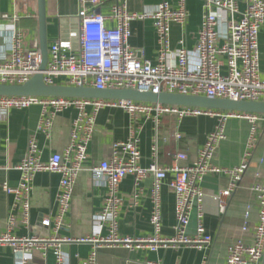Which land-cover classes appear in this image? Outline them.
Returning a JSON list of instances; mask_svg holds the SVG:
<instances>
[{
	"label": "built area",
	"instance_id": "obj_1",
	"mask_svg": "<svg viewBox=\"0 0 264 264\" xmlns=\"http://www.w3.org/2000/svg\"><path fill=\"white\" fill-rule=\"evenodd\" d=\"M16 1V0H13ZM81 7L78 19V45L54 42L47 49L46 68L42 72L46 85L85 87L96 90H134L140 93H170L193 95L234 101L264 102V81L260 78L258 36L264 25V0H203L205 13L197 32L195 45L196 59L190 63L184 46L176 54V62L169 64V34L172 25L185 26L188 11L185 1L179 0L176 8L167 2L157 6L152 13H128L124 5L116 3L110 8L113 26H107L105 17L96 12L102 2L88 0ZM240 5L243 8H240ZM225 15L217 19L210 9ZM8 19L7 15L2 17ZM150 19L157 36L156 62L140 60L130 47V23L133 20ZM17 18L9 19L10 51L0 57V85H22L37 71L40 63L38 49L24 45V34L15 26ZM220 29H225L223 32ZM37 105L41 108L37 129L47 138L56 115L73 111L70 121L69 141L61 153H53L46 161L41 160V150L34 139L28 140L27 151L16 166L19 173L18 184L3 185L6 195L13 197V205L6 220V231L0 234V245L7 244L12 250L14 264H32L30 255L40 252L43 256L52 251L54 264H64L60 250L62 243H85L91 246L88 256L81 264H97L100 247L121 245L127 249H147L190 246L203 250L212 244V237L202 224L201 183L207 175H226L228 186L218 194L217 202L223 212L231 193L244 176L254 149L264 143L261 123L264 115L216 111L193 107H179L133 101H107L84 98L0 96V111L24 110ZM105 107L123 110L132 123L138 118L151 120L155 131L162 115L171 114L177 119L186 117L215 116L218 125L209 133L198 149L195 160L187 165L183 152L173 155L171 165L161 167L158 163V144L155 139L151 146L150 163L142 167L139 138L136 127L130 129L124 141H112L109 156L89 172L106 180V196L100 212L93 222L100 232L83 238L72 239L58 236L64 227L65 218L72 207L73 191L78 175L88 159V147L96 132V116ZM228 119L244 120L248 123V134L240 162L232 168H224L213 163L218 144L225 139L224 125ZM176 141L182 139L180 132L174 133ZM56 173L60 176L56 195V209L52 217L41 221L43 227L51 229L55 237H17L12 234L16 219L27 226L30 218V199L35 174ZM167 174L172 176L168 187L175 197L174 236H161L160 191ZM134 180V196L144 179L152 176L150 188L151 210L149 223L152 235L145 238L121 237L117 231V217L121 199L119 186L124 178ZM250 191L257 202V221L249 224V206L243 215L241 231L251 233V244L238 240L226 248L225 264H261L264 257V182H254ZM196 213V228L193 234L186 232L192 210ZM107 229L102 236L101 230Z\"/></svg>",
	"mask_w": 264,
	"mask_h": 264
},
{
	"label": "crops",
	"instance_id": "obj_2",
	"mask_svg": "<svg viewBox=\"0 0 264 264\" xmlns=\"http://www.w3.org/2000/svg\"><path fill=\"white\" fill-rule=\"evenodd\" d=\"M85 4L88 0H84ZM102 4L95 10L103 17L107 26H113L110 8L116 3L124 5L128 13H152L159 4L167 2L176 8L179 0H100ZM188 11L185 26L172 25L169 34L170 53L167 62L174 64L176 54L184 46L190 63L196 59L195 45L197 32L205 13L203 0H184ZM81 0H45L46 5V38L47 49L54 42L69 44L72 48L78 45V13ZM242 9L243 6L240 5ZM217 19H225L223 13L210 9ZM7 15L8 19L2 17ZM16 17L14 23L24 34V45L30 49H39L37 3L36 0H0V57L10 51L9 30L12 25L9 19ZM131 35L128 40L130 47L137 53L140 60L156 62L157 36L153 22L150 19L133 20L130 23ZM225 29H220L223 32ZM260 78L264 81V25L258 36ZM41 108L37 105L24 110L0 111V234L6 231V220L13 205V197L6 195L3 185L15 187L18 184L19 173L16 166L27 151L28 140L34 137L40 150L41 160L46 161L53 153H61L69 141L70 121L73 111L56 115L53 120L50 136L47 138L37 129ZM218 118L215 116L186 117L177 119L166 114L160 118L155 131L151 120L138 118L132 123L130 117L116 107H105L96 116V132L88 147V159L76 180L72 207L65 218L64 227L58 232L62 238L78 239L95 235L100 232L93 222L100 212L106 196V180L95 177L89 169L98 165L109 156L112 141H124L128 138L130 129L136 127L139 138L140 165L147 167L150 163L151 146L155 139L158 144V163L161 167L171 165L173 155L183 152L187 160L182 165L192 163L207 135L215 130ZM248 123L239 119H228L224 125L225 139L222 140L213 156V163L224 168H232L239 164L246 138ZM182 134V139L176 141L175 132ZM264 136V123H261ZM172 176L167 174L160 191L161 205V236H174V206L175 197L168 187ZM60 176L56 173L40 172L35 174L32 183L30 199V218L27 226L22 225L19 216L16 219L12 234L17 237L38 236L51 238L55 233L43 227L41 221L54 215L56 195ZM152 176L142 181L134 196V180L127 176L119 186L121 199L120 211L117 217V231L121 237L145 238L153 233L149 223L151 210L150 188ZM226 175H207L202 183V224L207 234L212 237V244L196 250L190 246L159 248L156 251L147 249H127L121 245L103 246L97 252V264H225V253L228 245L241 240L251 244V233H243V215L249 206L250 226L257 221V202L250 191L254 182H264V143L260 142L253 151L248 168L230 198L223 212H220L217 202L218 194L228 186ZM197 220L193 209L189 216L186 232L194 233ZM107 234V229L101 230V235ZM91 246L85 243H62L60 250L64 264H81ZM32 264H54V255L48 251L46 255L33 252L30 255ZM0 264H14L13 253L9 245H0ZM261 264H264V257Z\"/></svg>",
	"mask_w": 264,
	"mask_h": 264
},
{
	"label": "water",
	"instance_id": "obj_3",
	"mask_svg": "<svg viewBox=\"0 0 264 264\" xmlns=\"http://www.w3.org/2000/svg\"><path fill=\"white\" fill-rule=\"evenodd\" d=\"M40 63L38 71L22 85H0V96L65 97L107 101H133L179 107H193L216 111L253 113L264 115V102L234 101L203 96L170 93H140L134 90H96L85 87L46 85L42 72L47 63L46 5L45 0H36Z\"/></svg>",
	"mask_w": 264,
	"mask_h": 264
}]
</instances>
